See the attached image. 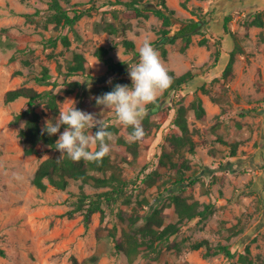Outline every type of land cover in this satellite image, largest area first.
<instances>
[{
    "label": "rangeland",
    "instance_id": "obj_1",
    "mask_svg": "<svg viewBox=\"0 0 264 264\" xmlns=\"http://www.w3.org/2000/svg\"><path fill=\"white\" fill-rule=\"evenodd\" d=\"M47 1L0 0V264H71L72 256L85 264L92 254L98 255V264H144L148 261L150 264H241L240 255H248L252 264H264V27L245 26L256 12L264 10V0H187L186 7L181 5L183 0H166L175 10L171 33L191 19L207 21L191 35L192 42L184 52L180 51L181 38L164 44L166 60L160 47L154 44L161 22L153 14L148 18L128 19L124 16V5L111 4L116 0H96L97 9L82 16L72 27L55 28L46 22ZM60 1L70 13L73 3H82L79 8H84L90 2ZM157 1L141 0L140 4L154 5ZM225 16L230 17L227 30L224 29ZM106 22H113L119 29L124 22H129L125 35L134 41L135 51L125 50L121 31L110 34L95 28V23L103 25ZM63 35L70 39L69 47L63 46ZM202 37L207 39V44L200 46L198 41ZM50 39H56L55 44ZM7 40L14 45L8 46ZM145 40L157 50L166 70L171 69L179 75L191 69L195 77L182 88L171 90L160 98L158 110L150 116L151 125L145 126L146 135L138 140L135 156L119 140L127 141L128 130L111 110L96 103L90 108H80L103 123L118 127L114 139L109 141V153L119 165L127 185L115 204H103L102 215L93 213L87 223L79 212L69 217L67 211L75 207L80 190L93 194L108 186L96 187L81 180H70L65 189L49 184L45 191L35 187L32 178L38 164L60 153L39 144L36 153L24 154L18 136L23 121L13 123L12 120L25 108L26 98L6 102L4 94L22 85L41 91L53 84H57L54 91L63 94L61 83L64 80L79 81L75 91L59 102L58 112L44 105L36 108L41 127L46 120L55 123L59 110L73 103L76 107L85 96L99 93L101 85H110L114 79L124 77L131 86L128 68L138 63V49ZM100 45H114L108 55L114 62L123 64L109 68L94 54ZM216 47L220 48L221 55L212 67ZM233 49L237 52L232 74L224 78L222 71L228 61V52ZM73 52L85 56L86 69L66 76V59L71 58ZM43 66L50 72L47 85L34 81ZM202 85L209 90L208 94L201 90ZM197 97L202 100L206 116L200 119L193 110L187 111L189 128L194 129L195 148L193 152L184 150L190 165L185 175L195 182L185 188L184 194L201 203H211L212 211L205 218L184 222L178 235L171 240L187 238L188 244L208 239L213 245H228L234 256L230 259L218 253L205 257L204 248H184L180 254L163 249L156 258L139 254L128 260L124 252L115 248L114 242L121 229L128 228L132 205L137 206L141 201L143 207L138 209L141 214L153 206H163L165 223L177 220L165 190L172 187L175 171L159 167L158 162L162 152L170 150L168 137L180 132L172 122L176 108L189 105ZM63 131L64 128H60L58 137ZM90 131L94 133L93 128ZM232 142L238 143L235 154L231 153L229 143ZM153 171L158 173L155 184L146 186L143 179ZM128 198L130 203L125 202ZM142 223L139 219L137 225Z\"/></svg>",
    "mask_w": 264,
    "mask_h": 264
},
{
    "label": "trees",
    "instance_id": "obj_2",
    "mask_svg": "<svg viewBox=\"0 0 264 264\" xmlns=\"http://www.w3.org/2000/svg\"><path fill=\"white\" fill-rule=\"evenodd\" d=\"M69 3L70 0H64ZM186 1L183 0L181 5L186 7ZM141 0H116L115 3L111 4H122L125 6L126 11L124 16L126 18H148L150 15H155L160 20V26L156 29L158 34L157 40L154 44L161 49V55L163 59H167V49L164 47L166 43H174L178 38H181L182 43L180 51L184 52L185 49L192 42L191 35L198 32L201 24H206L207 21H194L193 19L184 23L183 26L178 28L176 31L171 33V26L174 23L175 10L168 6L166 0H158L154 5L152 4H140ZM82 3H73L72 13L67 7H64L60 0H48L47 8L48 15L46 22L52 23L55 28L59 26L72 27L77 20L84 15H89L94 9H97L96 0H90L89 6L79 8ZM264 10L258 11L254 14V17L245 24L246 27L255 25L264 27ZM230 17H224V29L227 30V22ZM130 27L129 22H124L121 25V29L117 27L113 22H106L103 25L101 23H95V28L100 31H104L110 34H115L119 31L122 32L123 38L121 40L127 52L135 51V43L125 35V31ZM6 40V39H5ZM51 43L55 44L56 39H50ZM63 46L69 47L71 41L67 35L61 36ZM8 46H13L14 43L10 40L6 41ZM207 39L202 37L198 41V45H206ZM114 45L97 46L94 50L95 56L104 61L109 68L115 69L116 66H120L123 62H114L112 57L108 53L113 49ZM239 48V47H238ZM242 52V49H238ZM237 50L233 49L228 52V61L222 71V76L227 78L232 74L233 63L235 61V55ZM137 54V53H136ZM221 55L219 47L213 52V60L210 64L212 67L215 66ZM87 59L81 52H73L71 58L66 59L65 75H74L79 72H84L86 69ZM125 70V69H123ZM168 75L171 77V85L166 89L157 99L154 104L147 106V114L142 120V127L144 135H146V127L151 125L150 116L159 108L160 98L167 95L171 90H177L182 88L187 83L191 82L195 73L189 69L182 74L176 75L173 70H167ZM50 72L47 66H43L40 74L34 76V81L40 85H47L50 83ZM55 83V82H54ZM115 84L128 85L130 82L124 77L114 79L110 85H101L99 93H92L85 96L75 107L79 109L83 106L93 107L95 103L94 97L100 96L104 93L110 92ZM57 84H53V87L49 89H43L41 91L31 87L22 85L17 88L9 89L4 94V100L6 102L14 101L18 98H26V106L20 112L13 116V123L23 121V125L20 127L18 136L22 143L23 152L26 155H31L37 152V146L39 144L48 145L51 148H55V141L58 139V135L53 136L42 134L40 124V116L36 111V108L40 105L53 110L55 113L58 112L59 102L63 100L64 96L69 95L75 91L80 85L79 81L64 80L61 85L63 86V94H59L54 91V87ZM201 90L208 94L209 90L203 85L200 86ZM193 110L196 117L204 119L206 116L205 108L202 104V100L197 97L190 102L189 105H180L175 110V116L173 118V124L178 127L179 133H172L168 137V144L170 150H164L159 157L158 166L168 167L175 171V177L172 180V187H167L169 204L173 206L174 212L177 215V220L174 222L165 223L163 217L164 207L153 206L150 210L141 214L138 209L143 207L141 201L137 202V206L132 205V212L128 215V228H122L121 234L115 239L114 246L117 250L122 251L127 256L128 260H133L139 254H142L148 258H156L163 249L173 250L176 254H180L184 248L192 250H198L204 248L203 255L205 257L223 253L227 258H232L234 253L230 247L226 244L218 243L213 245L208 239H201L186 244L187 238H183L180 241L171 240V237L178 235L180 232L181 225L194 219L205 218L209 212L212 211L211 203H201L198 200L191 199L188 195L184 194V190L187 186L193 184L195 179L186 177V170L189 169L188 158L184 154V150L193 152L195 148V141L193 139L194 129L189 128L187 121V111ZM108 125L107 130L113 134L118 132V127L112 123H106ZM146 126V127H145ZM65 126H61L64 128ZM94 132L96 128L93 127ZM128 133L131 132V128H127ZM122 141L126 148L132 152L135 156L138 141L134 143H128L123 139ZM109 143V141H108ZM224 143H227L224 141ZM231 146V153L235 154L237 149V142L229 143ZM120 167L115 163L110 153L102 158L100 162H87L81 160L74 162L69 159L66 155L64 156H49L43 159L37 166L32 183L38 189L45 191L48 184L58 188L65 189L70 180H81L83 183H92L96 187H106L107 189L96 191L93 194L85 193L80 190L78 200L75 203V207L67 211L69 217L73 216L75 212H79L83 215L84 221L87 223L90 216L95 212H100L101 215L104 212L103 204L112 206L118 199L124 194V188L127 185L125 177L121 175ZM158 173L153 171L149 173L143 180L146 186H152L155 184V175ZM126 203H130V199H125ZM145 202V201H144ZM139 219H142L143 223L137 225ZM248 250V248H247ZM239 262L241 264H252L253 260L248 255H240ZM71 264H80L78 260L72 256ZM85 264H98V255L92 254L86 259ZM144 264H150L146 262ZM234 264V262L230 263Z\"/></svg>",
    "mask_w": 264,
    "mask_h": 264
},
{
    "label": "clouds",
    "instance_id": "obj_3",
    "mask_svg": "<svg viewBox=\"0 0 264 264\" xmlns=\"http://www.w3.org/2000/svg\"><path fill=\"white\" fill-rule=\"evenodd\" d=\"M138 54V63L128 68L131 86L115 84L110 92L94 97L97 106L111 110L124 128L132 129L127 136L129 143L137 142L144 136L142 120L147 114V106L154 104L172 82L150 41L143 42ZM62 125L65 126L64 131L55 141V149L60 156L66 155L74 162H100L109 154L111 149L108 141L114 139V134L94 114L76 109L73 103L59 110L55 123L46 120L41 133L53 136ZM93 127L96 128L94 133L90 131Z\"/></svg>",
    "mask_w": 264,
    "mask_h": 264
},
{
    "label": "crops",
    "instance_id": "obj_4",
    "mask_svg": "<svg viewBox=\"0 0 264 264\" xmlns=\"http://www.w3.org/2000/svg\"><path fill=\"white\" fill-rule=\"evenodd\" d=\"M184 63H185V61H184ZM185 72V71H184Z\"/></svg>",
    "mask_w": 264,
    "mask_h": 264
}]
</instances>
